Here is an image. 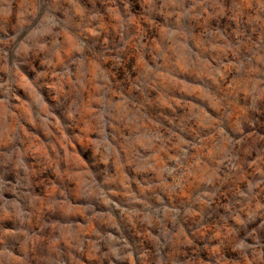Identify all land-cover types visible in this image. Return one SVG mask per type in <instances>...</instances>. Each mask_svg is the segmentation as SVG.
<instances>
[{"label":"clouds","instance_id":"clouds-1","mask_svg":"<svg viewBox=\"0 0 264 264\" xmlns=\"http://www.w3.org/2000/svg\"><path fill=\"white\" fill-rule=\"evenodd\" d=\"M0 264H264V0H0Z\"/></svg>","mask_w":264,"mask_h":264}]
</instances>
